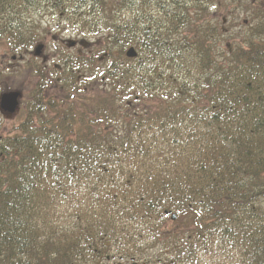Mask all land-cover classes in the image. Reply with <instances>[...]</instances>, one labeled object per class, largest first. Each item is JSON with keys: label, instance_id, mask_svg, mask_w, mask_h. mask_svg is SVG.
Masks as SVG:
<instances>
[{"label": "trees", "instance_id": "1", "mask_svg": "<svg viewBox=\"0 0 264 264\" xmlns=\"http://www.w3.org/2000/svg\"><path fill=\"white\" fill-rule=\"evenodd\" d=\"M235 2L228 46L221 0H0L10 51L37 8L94 36L0 134V264H264V0Z\"/></svg>", "mask_w": 264, "mask_h": 264}, {"label": "rangeland", "instance_id": "2", "mask_svg": "<svg viewBox=\"0 0 264 264\" xmlns=\"http://www.w3.org/2000/svg\"><path fill=\"white\" fill-rule=\"evenodd\" d=\"M222 6L220 9L216 10L212 8L211 13L213 14V18L215 21H217L219 27L222 29H229L228 32L223 31V45L228 43V46L232 45L229 39L232 37V35H235L237 32L241 31L240 25L241 22L245 19H247L248 15H250V12H246L245 10H242L238 6V3L235 2V0H221ZM40 11L39 8L34 9L31 11L30 19L34 20V23H39L40 30L43 31L44 40L42 41L45 46L43 53L45 55H48L49 57V64L51 63V66L44 65V62L39 57H34L32 55L33 52V45L36 43H40L41 40H38L36 43H33L28 47V52H24V49L20 51H10L7 46H4L3 44H0V60L3 59L2 55L5 54V58L3 59L4 63L10 60V54L15 53L20 54L22 56V60L20 58L16 60L15 65L11 66L10 69H8L6 66L3 65L0 66V81L2 82V87L4 89L8 88L9 90H18L20 92V105L18 109L12 113H4L0 110V134L9 133L12 131V127L18 123V121L23 117L22 111H24L27 102H28V96L31 92L29 88L34 87L35 84V78L38 77L37 75L34 76L36 71H39L38 68H42L44 73L51 77L52 80L56 79L57 77H60L63 79L64 75H59V72L53 71L55 68L63 67L64 57L71 56L73 54H84L86 52L85 50L81 49V45L78 44L77 47H72L68 45L67 41L68 39H82L80 35L75 33V29L71 28L69 24L62 23L57 13L51 12L49 10ZM29 17V16H28ZM224 19V21H223ZM25 23L29 24V20L25 21ZM246 23V22H245ZM44 29V30H43ZM78 35V36H77ZM59 38L64 39L63 42L60 41ZM84 39V38H83ZM91 39H94V36H91L88 40L89 42ZM241 40L239 37H236V41ZM230 41V42H229ZM41 42V43H42ZM83 48V47H82ZM18 57V55H17ZM52 57V59L50 58ZM16 58V57H15ZM3 63V64H4ZM57 65V66H56ZM62 65V66H61ZM55 66V67H54ZM48 67L51 68L52 73H49L46 69ZM49 70V69H48ZM61 71L60 69H58ZM98 73V72H97ZM45 75V76H46ZM83 77L80 76V80H82ZM40 82V81H39ZM38 82V83H39ZM80 82V81H79ZM6 84V85H5ZM67 83L63 84L66 85ZM53 86H62L61 84H54ZM16 87V88H15ZM63 87V86H62ZM49 90H52V86L48 85ZM7 89V90H8ZM57 89V88H56ZM0 92H2L0 90ZM127 261L130 262L128 258H124L122 256L115 255L110 260H107L105 264H124ZM205 264H212V262L208 261Z\"/></svg>", "mask_w": 264, "mask_h": 264}, {"label": "flooded vegetation", "instance_id": "3", "mask_svg": "<svg viewBox=\"0 0 264 264\" xmlns=\"http://www.w3.org/2000/svg\"><path fill=\"white\" fill-rule=\"evenodd\" d=\"M59 39H60L61 42L64 41V39H62V38H59ZM78 44L81 45L80 48L83 49V50H85L86 53H88V54L90 55V57H91L90 59H92V58H93V57L91 56V47H92V43H91V42H87V41H85V40H83V39H75V43H74V45H73L72 47H77ZM95 44H97L96 46H99L100 43H99L98 41H95ZM82 47H83V48H82ZM24 52H28V49H25ZM13 55H15V53L10 54V56H9V57H10V60L7 61L6 63H4L3 59L5 58L6 55L3 54V55H2V58H3V59L0 60V66L3 67V65H4V66H6L8 69H10V67L13 66V65H15L14 67H16L17 64H15V63H16L15 61L18 60L19 58H20V60H22V59H21L22 56H20L21 54H17L18 57H17V55H16V58H15V57L13 58V57H12ZM39 58H41V59L43 60L45 67L48 66V65H49V66L52 65L51 63L49 64V57H48V55H45L44 53H42L41 57H39ZM50 58L52 59V57H50ZM95 58H96L98 61H101V56H100L99 53H98L97 55H95ZM3 63H4V64H3ZM56 66H57V65H56ZM61 66H62V65H61ZM51 67H52V66H51ZM54 67H55V66H54ZM48 69H49V70H48ZM48 69H46V73H47V71H48L49 73H52L51 68L48 67ZM58 69H60L61 71H59ZM0 71H1V70H0ZM53 71H54V72L57 71V72H59V75H60V76H61V75H64L65 77H64L63 79H61L60 77H57V76H56V79L52 80L51 77H49V76H47V75L45 74V75H46L45 78H46L47 82H49V85L52 86V90H55L56 88H62V86L64 87L63 84H65L66 82L69 81V79L67 78V77H68V74L65 73L63 67L55 68ZM61 77H62V76H61ZM79 78H80V76H77V80H78V81L80 80ZM39 81H41L39 78H35V83H37V82H39ZM52 83H54V84H61L62 86H59V85H57V86H53Z\"/></svg>", "mask_w": 264, "mask_h": 264}, {"label": "water", "instance_id": "4", "mask_svg": "<svg viewBox=\"0 0 264 264\" xmlns=\"http://www.w3.org/2000/svg\"><path fill=\"white\" fill-rule=\"evenodd\" d=\"M74 44L73 40H69L68 45L71 46ZM43 49V43H36L33 47V52L32 54L34 56H40L41 52ZM137 54L135 48L133 46H130L126 49L125 55L127 57H135ZM13 58L15 56H12ZM19 97H20V92L17 90H9V91H4L0 94V109L3 112H6L8 114L14 113L18 107L19 104ZM176 215L174 213L171 214V219L174 220ZM130 264V263H126Z\"/></svg>", "mask_w": 264, "mask_h": 264}]
</instances>
